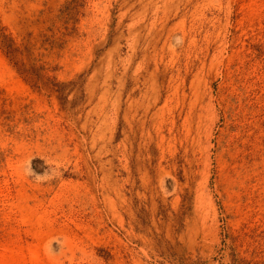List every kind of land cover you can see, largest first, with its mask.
<instances>
[{"label":"rangeland","instance_id":"1","mask_svg":"<svg viewBox=\"0 0 264 264\" xmlns=\"http://www.w3.org/2000/svg\"><path fill=\"white\" fill-rule=\"evenodd\" d=\"M0 29L51 69L0 42V264H264V0H0Z\"/></svg>","mask_w":264,"mask_h":264},{"label":"trees","instance_id":"2","mask_svg":"<svg viewBox=\"0 0 264 264\" xmlns=\"http://www.w3.org/2000/svg\"><path fill=\"white\" fill-rule=\"evenodd\" d=\"M69 5H70V3H67V5L65 7H63V9H65ZM70 10H72V9L69 8L68 11H70ZM0 42H1L5 52L7 54V56L9 57L11 62L16 67L17 71L21 75L25 76L27 79L33 80V77L36 76L39 80V79L45 77L48 74V72L51 71V69L45 67V64H42L39 66L33 65V66L28 68V67H26V64L23 63V61H20L18 59V54H24L25 52L31 51V49H32L31 43L18 45L12 37L3 33V31L1 29H0ZM34 85H35V83H34ZM7 126H9V124H7Z\"/></svg>","mask_w":264,"mask_h":264}]
</instances>
